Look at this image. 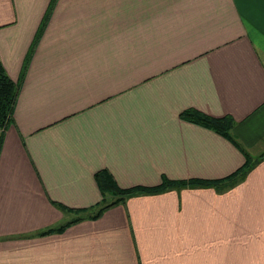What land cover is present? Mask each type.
Returning a JSON list of instances; mask_svg holds the SVG:
<instances>
[{"label":"crops","instance_id":"1","mask_svg":"<svg viewBox=\"0 0 264 264\" xmlns=\"http://www.w3.org/2000/svg\"><path fill=\"white\" fill-rule=\"evenodd\" d=\"M0 61V264H264V158L224 181L264 151V0H0ZM101 171L177 183L96 216Z\"/></svg>","mask_w":264,"mask_h":264},{"label":"trees","instance_id":"2","mask_svg":"<svg viewBox=\"0 0 264 264\" xmlns=\"http://www.w3.org/2000/svg\"><path fill=\"white\" fill-rule=\"evenodd\" d=\"M18 94H19V85L14 83L8 77L0 61V128L2 127L6 128V126L10 122H12ZM181 117H185L201 126L208 127L213 131L225 136L229 134L230 130L233 128V123H234V119L230 116H224L222 118H214L194 110H188L185 113H182ZM0 143H1V139H0ZM263 158H264V151H262L256 157H250V155L247 153L245 163L243 164V166H241V168H239L236 172H233L231 175L227 176L224 181H228V182L236 181L238 178L244 176L246 172H248V170H250L256 163L260 162ZM95 177L97 180V185L99 186L101 191L105 193L110 192L113 195L115 194L120 196L119 200L113 203H108L103 205L100 204V206H97L98 212L96 216L100 215L104 210H106L110 206L115 205L129 194L136 193L139 191L159 190L177 183L174 181H165L163 184L153 188L135 187L128 189H120L114 183L111 176L109 177L106 172H102V171L98 172ZM60 229L61 228L48 230L47 233L58 231Z\"/></svg>","mask_w":264,"mask_h":264},{"label":"snow or ice","instance_id":"3","mask_svg":"<svg viewBox=\"0 0 264 264\" xmlns=\"http://www.w3.org/2000/svg\"><path fill=\"white\" fill-rule=\"evenodd\" d=\"M253 0H239L242 10L251 4Z\"/></svg>","mask_w":264,"mask_h":264},{"label":"rangeland","instance_id":"4","mask_svg":"<svg viewBox=\"0 0 264 264\" xmlns=\"http://www.w3.org/2000/svg\"><path fill=\"white\" fill-rule=\"evenodd\" d=\"M7 126H8V125H7ZM3 129H5V127L0 128V130H3ZM248 171H249V170H248ZM102 199L105 200L106 198H105V197H102V198H101V201H102ZM107 202H108V201H102V202H100L97 206H100V204H102V203H107ZM97 206H96V207H97ZM95 211H97V210L95 209Z\"/></svg>","mask_w":264,"mask_h":264}]
</instances>
